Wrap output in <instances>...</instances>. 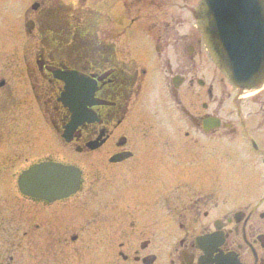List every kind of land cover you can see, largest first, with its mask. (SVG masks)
Returning <instances> with one entry per match:
<instances>
[{
	"label": "flooded vegetation",
	"instance_id": "flooded-vegetation-1",
	"mask_svg": "<svg viewBox=\"0 0 264 264\" xmlns=\"http://www.w3.org/2000/svg\"><path fill=\"white\" fill-rule=\"evenodd\" d=\"M199 1L0 0V264H264V83L215 67ZM42 162L78 192L7 179Z\"/></svg>",
	"mask_w": 264,
	"mask_h": 264
},
{
	"label": "water",
	"instance_id": "water-1",
	"mask_svg": "<svg viewBox=\"0 0 264 264\" xmlns=\"http://www.w3.org/2000/svg\"><path fill=\"white\" fill-rule=\"evenodd\" d=\"M197 26L215 66L235 87L251 89L264 81L263 0H200ZM66 93L71 90L67 86ZM74 119L81 108H71ZM80 172L72 166L40 163L18 178L22 194L52 201L75 194Z\"/></svg>",
	"mask_w": 264,
	"mask_h": 264
},
{
	"label": "rangeland",
	"instance_id": "rangeland-1",
	"mask_svg": "<svg viewBox=\"0 0 264 264\" xmlns=\"http://www.w3.org/2000/svg\"><path fill=\"white\" fill-rule=\"evenodd\" d=\"M64 152H62L60 149L58 150V158L59 160H66L68 162H74V160H79V157H76V156H73V159H68L65 157V155L63 154ZM84 165H86L84 163ZM84 165H80L81 166V170L83 171L84 173V188H82L83 190H81L82 192L78 194V197H83L87 194V183H90L91 180L95 183L94 187L95 188V192L94 194L96 195H99L98 193V187H99V183H98V178L96 177V168L94 166H88V167H83ZM19 172H8L7 173V179H9L10 181L12 182H15L16 181V178H17V175H18ZM223 175V174H222ZM218 183H221V182H218ZM76 202H83L82 199H78V200H74L73 199V203L74 205L72 206H78L76 207L75 210V216H78V215H83L85 213V211L83 209H81L79 207L80 204H77Z\"/></svg>",
	"mask_w": 264,
	"mask_h": 264
}]
</instances>
